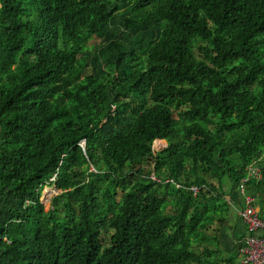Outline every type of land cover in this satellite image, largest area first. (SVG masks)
<instances>
[{
  "label": "trees",
  "instance_id": "trees-1",
  "mask_svg": "<svg viewBox=\"0 0 264 264\" xmlns=\"http://www.w3.org/2000/svg\"><path fill=\"white\" fill-rule=\"evenodd\" d=\"M237 192L264 194V0H0V264H242Z\"/></svg>",
  "mask_w": 264,
  "mask_h": 264
},
{
  "label": "built area",
  "instance_id": "built-area-1",
  "mask_svg": "<svg viewBox=\"0 0 264 264\" xmlns=\"http://www.w3.org/2000/svg\"><path fill=\"white\" fill-rule=\"evenodd\" d=\"M251 179L261 180L258 169L253 166L248 169L242 186ZM53 181L55 177L51 180ZM193 192L196 195L199 190L193 189ZM242 194H244L243 191ZM244 198V208L238 210V215L248 233L241 249L242 264H264V220L260 217L257 207L254 206L255 200L248 195Z\"/></svg>",
  "mask_w": 264,
  "mask_h": 264
},
{
  "label": "crops",
  "instance_id": "crops-1",
  "mask_svg": "<svg viewBox=\"0 0 264 264\" xmlns=\"http://www.w3.org/2000/svg\"><path fill=\"white\" fill-rule=\"evenodd\" d=\"M236 198V207H239L243 204L244 197L242 196L241 193H236L235 194ZM251 196V195H250ZM254 197V194H253ZM260 202H264V194H261L256 197V206L257 209L260 210ZM262 207V206H261ZM235 212L234 217L230 218L228 223L226 224L224 230L221 233V241L222 245H224L227 241L228 244H230L231 248H235V252L241 249V246L243 244L244 239L247 237V229L242 223L239 215L237 214L235 208L233 210ZM225 248V247H223ZM225 251V249H224ZM225 253H227L225 251ZM232 253V252H231ZM229 253V254H231ZM227 254V255H229Z\"/></svg>",
  "mask_w": 264,
  "mask_h": 264
},
{
  "label": "rangeland",
  "instance_id": "rangeland-1",
  "mask_svg": "<svg viewBox=\"0 0 264 264\" xmlns=\"http://www.w3.org/2000/svg\"><path fill=\"white\" fill-rule=\"evenodd\" d=\"M164 142H165L164 145H161V147L157 148V149L153 145L154 153L160 152L162 149H164L167 146L168 143L166 141H164ZM93 170H94V168H92V171ZM53 183H55V181H53ZM53 183H52V185L45 187L43 190V193H42V199L46 203L48 210H50L52 208L51 204H52L53 199L61 193V191L58 190L57 187L55 186V184H53ZM229 213H230L229 217H231V218L234 217V215H235L234 211H230ZM222 247H225L224 249L227 252L226 254H229L231 252H232L231 254L235 253V248L234 247L231 248L230 244H228L227 241ZM236 264H240V261H237Z\"/></svg>",
  "mask_w": 264,
  "mask_h": 264
},
{
  "label": "water",
  "instance_id": "water-1",
  "mask_svg": "<svg viewBox=\"0 0 264 264\" xmlns=\"http://www.w3.org/2000/svg\"><path fill=\"white\" fill-rule=\"evenodd\" d=\"M163 150V149H162ZM154 152V151H153Z\"/></svg>",
  "mask_w": 264,
  "mask_h": 264
}]
</instances>
